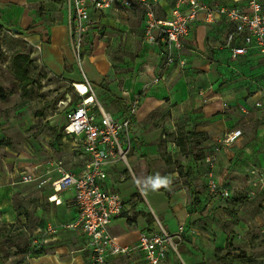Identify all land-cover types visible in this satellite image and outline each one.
Listing matches in <instances>:
<instances>
[{"label": "crops", "instance_id": "crops-1", "mask_svg": "<svg viewBox=\"0 0 264 264\" xmlns=\"http://www.w3.org/2000/svg\"><path fill=\"white\" fill-rule=\"evenodd\" d=\"M51 1L56 2V4H52ZM202 1L210 5L225 7L243 8L245 5L244 0H233L231 4H223L214 0ZM13 2L12 5L10 2L7 3V0H0V25H9L14 33L27 30L29 27H35L37 31L39 30V33L32 34L30 39L38 42L37 45L41 47L42 66H40L45 70L48 78L71 76L72 72L69 70L71 64L68 60V50L72 54L69 42V17L64 0H14ZM51 5L58 7L60 11L59 18L54 22H45L47 17H44V20L36 22L35 9L38 7L39 9L49 10ZM132 13H138L140 19L139 22H135L138 23V26L136 25L134 29L131 26L133 21L128 19L129 16H132ZM168 13L169 5L161 2L157 8V17L166 18ZM142 15V10L138 7L132 10L113 8L103 14H93V18L98 19V24L85 34L81 50V56L87 52L89 53L88 57L93 65L90 70L92 72L90 80L83 73L81 63L78 65L79 69L82 70V78H86L91 84L95 99L103 108L100 99H106V103L110 105V110L107 111L105 108L104 110L115 118H119L127 112L129 101L133 100L134 96L139 95L140 91L147 87V91H145L147 97L141 100V105L133 118L131 128L132 148L136 147L139 150V157L132 156L131 160L138 162L143 172L146 173L147 170L150 172L151 161L154 160L150 159V156L159 146L156 138L159 136L165 138L167 132L161 133L164 129L162 125L157 131L153 129L146 133L141 132L139 127L145 123L147 126L151 125V122L145 117L158 108L162 98H168L169 104H179L178 107L168 108V112H172L169 117L173 120L174 115H178L182 110H188L189 118L193 117L191 111L195 110L199 113L197 116L202 121L201 130L203 131L201 133L210 136L211 141V147L205 154L206 156L213 151L216 142L220 138L236 131L240 132L236 140L223 147L217 156L215 179L219 185L223 184L218 178L220 169H224V174L234 173V171L237 172L240 169L245 170L246 173L244 172V174L246 176L248 174H262V171H264V93H262L261 88L264 87V55L257 50H249L244 56L233 58L231 51L223 47L226 33L230 27L223 22L207 24L201 20H196L190 28L188 37L184 40L182 58L186 62L185 66L183 68L178 65L164 67L162 63L164 57L162 46L159 44L148 46L141 42ZM32 32H35V30L33 29ZM103 34L104 39L101 38ZM45 44L46 53L43 50ZM129 55L137 57L135 60L129 61L126 58ZM34 56L35 54L32 57ZM117 56L122 60L124 59L125 62L128 61L126 68L123 63L122 65L119 64V68L116 70L110 66L114 57ZM45 59L54 63L55 68L50 69L45 63ZM234 64L237 66H233ZM179 71L182 73L181 75H177ZM115 72L119 73V77L108 86L110 94L99 99L94 86H101L106 78L109 80V77L112 81ZM214 73H216V77ZM81 81L82 79L79 81L67 80L69 82L67 85ZM43 82L44 80L41 82L42 85H44ZM117 82H119V85H117ZM33 85L37 84L34 83ZM156 93L161 94V96L157 98L152 96ZM67 98H69L68 94L64 99H59L58 102ZM115 100L117 103L114 102ZM257 102L261 104L260 107L255 106ZM113 107H115L114 110ZM125 107L126 110H124ZM242 109L246 111V114ZM227 115L231 117L230 120H227ZM62 117L63 122L60 119ZM47 118L50 127L61 136L59 147L61 156L47 159L38 166L34 164L26 166L21 172L14 171L8 178L4 174H0V226L13 224L16 220H20L14 210L12 199L13 186L17 184L14 180L16 178L20 179L22 173L34 169L37 175H46L51 170L47 165L48 162L54 161L59 162L67 171L78 176L88 163L89 159L81 150L80 142L62 134V128L66 121L65 114L58 109V104L55 105L54 111L49 113ZM162 121L163 118H160V122ZM171 121L172 119L168 118L164 122L168 129H172L169 132L175 130L171 127V124H173ZM154 124L158 123L154 122ZM64 142L66 143L65 146L62 145ZM143 156H146V158H143ZM70 159L74 162H71ZM241 159L245 163L242 164ZM77 160L82 162H76ZM148 165L150 166L149 169H147ZM118 166L119 164L109 168L106 178L102 182V188L105 191H114L119 194L124 208V214L114 219L109 225L110 235L115 237L122 246H135L142 232L157 233L159 231L158 223L170 233L175 232L182 225L185 229L184 242H182L185 248H183V253L180 254L181 261L183 264H202L203 251L200 245H203L205 240L199 235L197 227H193L189 231L190 225L196 221L197 215L188 214L184 209L186 205L185 198L187 197L186 190L171 193V190H173V186H171L170 189L162 191L166 193L170 190V194H166V198L169 196L167 198L168 207L166 211L161 213L166 224L164 225L155 216L153 208L150 207V211L156 219L152 218L151 220L141 216L136 198L131 202L123 200L118 192L117 183H124L126 179ZM126 166L130 169L129 162ZM139 174L144 180V175ZM175 175L177 176L176 173H173L171 177L174 182H176ZM156 178L159 184L166 182L164 180L165 176L161 175ZM22 185L35 187L39 203L47 207L41 214H37L39 221L33 226L30 235H28L29 247L32 245L33 240L41 244L45 237L54 238L45 241L42 246L44 250L50 249L49 252L42 251L39 255L28 257V249L22 259H19L21 255H15L13 251H7L4 248L6 251L2 250L0 253V264H18L20 260H22V264H90L87 239L82 233L75 231L60 232L53 236L42 235L49 222H69L76 217L77 211L72 204V192L66 190L59 194L57 199L61 200L62 203L55 205L48 201V197L52 195L49 185L42 189H38L35 184ZM188 186L189 188L192 187L191 183L187 181ZM144 199L148 201L146 197ZM236 202L240 201L236 200ZM261 207L262 214H264V196H262ZM137 225H140V228H136ZM130 237H133L132 241ZM188 237H190L189 242ZM10 249L15 250L14 246ZM193 250L194 253L195 251L199 253L200 259H194L195 255H192L191 258L188 257V252L191 254ZM108 264H146V262L143 253L137 251L129 256L110 257ZM161 264H179V261L170 252Z\"/></svg>", "mask_w": 264, "mask_h": 264}, {"label": "rangeland", "instance_id": "rangeland-1", "mask_svg": "<svg viewBox=\"0 0 264 264\" xmlns=\"http://www.w3.org/2000/svg\"><path fill=\"white\" fill-rule=\"evenodd\" d=\"M13 1L7 0V3L10 2L13 5ZM214 1L231 4L233 0ZM51 2L56 4V2ZM59 13L58 7L54 5H51L49 10L37 7L35 9L36 22L44 20V17H47L45 22H54L59 18ZM131 15L128 19L133 21L131 26L134 29L136 25L138 26V23L135 22H139V14L132 13ZM33 29L35 32H32ZM38 33L39 30L37 31L35 27H29L27 30L17 31L13 34L9 25H0V94L5 96L4 100H0V142L4 143L0 146V174H4L7 178L14 171L21 172L26 166L31 164L38 166L47 159L61 156L59 151L61 136L50 127L47 117L54 111L59 99H64L67 94L71 99L76 97L73 88L67 85L69 83L67 80L79 81L82 79V70L79 69L70 50H68V60L71 64L69 67L72 72L71 76L48 78L45 70L41 67L42 63L40 66L32 62L27 66L32 86H24L15 78L12 70L13 59L18 54H24L28 55L31 60L33 46L38 42L31 40L30 36ZM101 38L104 39V34L101 35ZM141 42L152 46L144 42L142 38ZM45 47L46 44L43 49L44 53H46ZM44 56L47 57L46 54ZM88 56L87 52L79 57V61L83 73L90 80L92 77L90 70L93 65ZM136 57L129 55L126 58L133 61ZM45 63L50 69L55 68V64L46 59ZM122 63L126 68L128 61L125 62L124 59L117 56L114 57L110 66L116 70ZM181 74L180 71L177 73V75ZM118 75L119 73L115 72L112 81L110 77L109 80L106 78L99 87L93 85L99 99L110 94L108 86L117 80ZM214 76L216 77V73ZM42 80H44V85L41 84ZM34 83L37 85H33ZM145 91H147V87L137 95L138 103L135 115L141 105V100L147 97ZM152 96L157 98L161 94L156 93ZM100 100L104 108L109 111L110 105L106 103V99ZM131 102L132 100L129 101V105ZM178 106V103L169 104L168 98H162L158 108L145 117L151 122V125L147 126L145 123L139 127L141 132L146 133L153 129L157 131L162 125L164 129L161 133L167 132V134L165 138H161V136L156 138L159 146L150 156V159H154L151 161L152 167L146 166L147 169L150 168V172L148 170L146 173L143 172L140 169V164L131 160L132 156L139 157V150L136 147H133L127 156L130 169L125 164L119 163L118 169L123 172L126 181L117 183L118 192L125 202H131L136 198L141 216L151 220L152 218L156 219L150 211L151 207L157 219L166 225L161 213L168 207L167 198L169 196L166 198V194H170V190L166 193L162 191L170 189L171 186H173L171 193H178L184 189L187 193L184 209L188 214L197 215L196 221L190 225L189 231L193 227H197L199 235L205 240V243L200 245L203 251L202 264H264V214H262L261 207L262 196H264V171L262 174L246 176L243 169L229 174H224V169H220L218 178L223 183L220 186L226 188L230 196L220 199L211 197L207 187L209 168L205 162L207 157L205 154L211 147L210 136L201 133L203 131L201 130L202 121L198 118L199 113L195 110L191 111V115H193L191 118L188 117V110H182L178 115H174V120L169 117L172 112H168V108ZM114 109L115 107H113ZM227 116V120H230L231 117ZM160 118H163L162 122H160ZM168 118L172 119L171 127L175 128L173 132H169L172 129H168L164 123ZM60 119L63 122V117ZM153 121L158 124H154ZM62 145L65 146L66 143L64 142ZM212 153L213 151L210 154ZM66 159L68 160V158ZM70 161L74 162L72 159ZM240 161L242 164L245 163L242 159ZM76 162L82 161L77 160ZM247 168L249 169L248 166ZM215 171L216 165L213 169L214 179ZM139 173L144 175V180ZM173 173L177 174L174 178L176 182L171 178ZM154 175L156 177L165 176L166 182L159 184ZM187 181L191 183L192 187H187ZM14 182L17 184L13 186L12 201L20 220H16L13 224L0 226V245L3 251H13L15 255H21L19 259H22L29 249L28 235L39 221L37 214H41L47 207L39 203L35 187L22 185L18 178ZM236 200L240 202H236ZM136 228H140V225H137ZM51 238L54 237H45L41 244L38 242L37 250L49 252L50 249L44 250L42 246L45 241L47 242ZM132 238L130 237L131 241ZM182 242H184V237ZM12 245L15 250L10 249L13 247ZM183 245L184 243H180L178 246L180 254L185 248ZM189 253L188 257L191 258L192 255H195L194 259H200L198 252L194 253L193 250V253ZM18 264H22V260Z\"/></svg>", "mask_w": 264, "mask_h": 264}, {"label": "built area", "instance_id": "built-area-1", "mask_svg": "<svg viewBox=\"0 0 264 264\" xmlns=\"http://www.w3.org/2000/svg\"><path fill=\"white\" fill-rule=\"evenodd\" d=\"M244 1V7L238 8L210 5L202 0H64L69 17L70 49L80 65L84 36L98 24L93 14H103L113 8L132 10L138 7L143 14L142 40L162 46L164 67L185 66L186 62L182 58L184 40L196 20L207 24L223 22L230 27L223 47L231 51L233 58L244 56L249 50H257L264 55V1ZM161 2L169 5L166 18H158L156 15ZM33 47L31 55L35 56L32 58L41 65V47ZM70 86L76 97L57 103L58 109L65 114L66 123L62 134L80 142L81 150L89 159L85 169L76 176L59 162L50 161L47 165L51 170L46 175H37L32 169L20 176V183L35 184L38 189L49 185L52 195L48 201L55 205L62 203L57 199L59 194L66 190L72 192L76 217L69 222H49L42 235L53 236L60 232L75 231L82 233L87 239L90 264H108L110 257L129 256L137 251L143 253L146 264H161L170 252L176 256L179 264H183L178 250L185 233L182 225L170 233L158 223L159 231L142 232L135 246L120 245L108 231L112 221L124 214V208L119 194L105 191L102 182L109 168L119 163L128 165L127 156L133 146L131 128L138 96L127 107V112L115 118L95 99L93 88L86 78ZM261 90L264 93V87ZM255 106L260 107L261 104L257 102ZM242 111L246 114L244 109ZM239 135L240 132L236 131L220 138L213 153L205 158L209 168L207 187L213 198L230 196L227 189L213 178V169L221 149L233 143ZM37 244V241H32L28 257L38 251Z\"/></svg>", "mask_w": 264, "mask_h": 264}, {"label": "trees", "instance_id": "trees-1", "mask_svg": "<svg viewBox=\"0 0 264 264\" xmlns=\"http://www.w3.org/2000/svg\"><path fill=\"white\" fill-rule=\"evenodd\" d=\"M34 62V60L31 58L29 59L28 55L24 54H18L12 62V70L15 78L20 81L21 84L24 86H31V80L29 77V73L27 70V66ZM35 63V62H34ZM5 96L3 94H0V100H4ZM4 145L3 142H0V146ZM1 245H0V253H1ZM42 251H36L33 253V256L41 254Z\"/></svg>", "mask_w": 264, "mask_h": 264}, {"label": "bare ground", "instance_id": "bare-ground-1", "mask_svg": "<svg viewBox=\"0 0 264 264\" xmlns=\"http://www.w3.org/2000/svg\"><path fill=\"white\" fill-rule=\"evenodd\" d=\"M81 90H83V88L82 87H79Z\"/></svg>", "mask_w": 264, "mask_h": 264}]
</instances>
